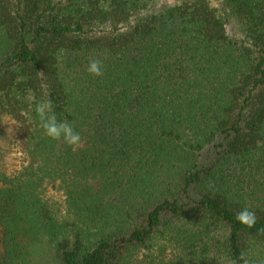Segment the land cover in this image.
I'll use <instances>...</instances> for the list:
<instances>
[{
	"label": "trees",
	"instance_id": "obj_1",
	"mask_svg": "<svg viewBox=\"0 0 264 264\" xmlns=\"http://www.w3.org/2000/svg\"><path fill=\"white\" fill-rule=\"evenodd\" d=\"M242 254L264 264V0H0V264Z\"/></svg>",
	"mask_w": 264,
	"mask_h": 264
},
{
	"label": "clouds",
	"instance_id": "obj_2",
	"mask_svg": "<svg viewBox=\"0 0 264 264\" xmlns=\"http://www.w3.org/2000/svg\"><path fill=\"white\" fill-rule=\"evenodd\" d=\"M86 71L94 77H101L103 75V64L99 59H92L87 65ZM34 112L39 121V127L42 129L43 134L57 142H63L67 146L71 147L73 150L81 147L83 140L81 134L76 131L75 126L72 122L68 120H58L54 105L49 99H41L35 104ZM7 129V134L13 135L12 126H14L15 121L13 120ZM236 221L243 227L251 229L255 226L257 222V217L254 211L249 208H242L236 214ZM244 259V264H249V261L244 258L243 254L241 256ZM233 264H236L233 261Z\"/></svg>",
	"mask_w": 264,
	"mask_h": 264
},
{
	"label": "rangeland",
	"instance_id": "obj_3",
	"mask_svg": "<svg viewBox=\"0 0 264 264\" xmlns=\"http://www.w3.org/2000/svg\"><path fill=\"white\" fill-rule=\"evenodd\" d=\"M163 3L169 4L172 3L173 0H162ZM7 123V122H4ZM9 124V123H8ZM6 127V130L8 129L9 125L4 124ZM11 136V134L8 135V138ZM23 161L22 158L18 154H13L11 153L10 158H9V170L14 171L16 169H19V167L22 165Z\"/></svg>",
	"mask_w": 264,
	"mask_h": 264
}]
</instances>
